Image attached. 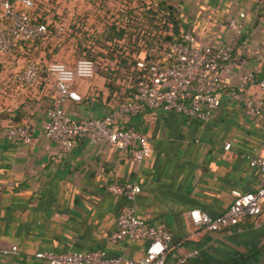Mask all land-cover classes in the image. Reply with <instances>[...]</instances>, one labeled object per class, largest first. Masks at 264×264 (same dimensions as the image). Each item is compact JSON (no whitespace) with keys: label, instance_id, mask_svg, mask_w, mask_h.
<instances>
[{"label":"crops","instance_id":"1","mask_svg":"<svg viewBox=\"0 0 264 264\" xmlns=\"http://www.w3.org/2000/svg\"><path fill=\"white\" fill-rule=\"evenodd\" d=\"M33 1L43 15L53 16L51 8L62 6L60 0ZM186 1L194 7L189 18L181 10ZM176 2L183 25L201 44H230L232 32L224 24L238 13L243 14L244 29L232 47L230 63L220 71L228 88L209 119L199 122L145 110L117 121L146 134L149 156L140 164L127 151L84 140L59 156L54 144L43 137L42 126L54 95L52 79L40 70L36 83L24 89L16 76L30 59L41 68L47 60L72 64L71 48L60 55L48 36L37 44L18 45L0 57V126L27 124L32 135L28 143L0 140V264H46L35 253L93 249L138 259L143 241L107 242L125 200L110 195L106 187L125 182L140 188L133 200L137 218L164 224L170 235L164 264L264 262V204L258 216L245 219L229 232L195 230L187 218L191 209L218 215L229 206L231 189L251 191L256 184L257 170L248 166L244 156L264 154V114L245 116L229 99L228 91L236 88L244 72L260 77L264 69V58H254L264 44V0ZM104 83L97 71L89 80L75 81L70 87L81 101L65 102L63 111L73 120L103 116L123 93L109 94ZM247 94L259 95L253 86ZM227 143L230 146L225 150ZM193 250L197 251L195 258L177 263V258Z\"/></svg>","mask_w":264,"mask_h":264},{"label":"built area","instance_id":"2","mask_svg":"<svg viewBox=\"0 0 264 264\" xmlns=\"http://www.w3.org/2000/svg\"><path fill=\"white\" fill-rule=\"evenodd\" d=\"M60 1L74 5L70 13L73 20L79 18L78 13L74 11L76 5L81 8L85 3V6L91 8L101 2ZM115 1L102 0L106 4L104 3L105 7L100 10L99 18L107 20L106 16L109 15L105 11L110 9L107 4ZM134 2L135 0H132L135 6ZM132 6L123 0L112 15L115 16L120 8ZM42 11L33 0H0V57L9 55L17 44H34L45 39L47 25L52 16L43 15ZM242 18L243 14L238 13L236 19L229 18L225 21L224 26L232 32L233 37L230 44L218 46L199 43L190 29L182 23L178 40L169 44L159 57L155 55L145 60L143 52L138 55L135 68L145 73L140 76L131 98L115 105L97 118L73 120L62 108L67 101H81V96L70 85L94 76L96 67L93 61L85 57H75L72 64L47 62L43 72L47 79H52L54 95L52 106L46 111V121L42 126L43 137L54 144L59 156L67 154L76 141L84 140L92 144H110L119 151H127L135 163L144 162L149 156L146 134L120 125L117 121L130 119L145 110L175 113L199 122L209 119L220 105L222 92L228 88L220 76V71L231 61L232 47L244 29ZM55 28L59 35L61 28ZM254 58L257 61L264 58V44L259 47ZM101 63V67L106 64L104 61ZM39 68L37 62L28 60L16 76L18 85L24 89L31 88L36 83ZM251 86L256 89L258 96L247 94ZM228 97L240 106L247 117L264 114V69L260 77H256L252 71L241 74L236 88L228 91ZM31 137V128L27 124L0 126V140L28 143ZM229 146L227 143L223 148L227 150ZM244 158L250 168L257 170L254 188L245 192L231 189V202L226 210L218 215L210 216L198 209L189 210L188 222L195 230L229 232L230 228L236 227L245 219L260 214L264 204V154L245 155ZM106 191L125 200V205L115 218L114 229L107 237V242L117 245L143 241V253L138 259L108 256L100 249L84 253L37 252L35 257L44 260L46 264H164L170 235L164 224H149L135 215L133 200L140 188L133 182L111 183L106 187ZM196 256L197 251L193 250L181 255L176 261L184 263Z\"/></svg>","mask_w":264,"mask_h":264},{"label":"trees","instance_id":"3","mask_svg":"<svg viewBox=\"0 0 264 264\" xmlns=\"http://www.w3.org/2000/svg\"><path fill=\"white\" fill-rule=\"evenodd\" d=\"M126 1L133 6L120 8L115 16L104 21L98 17L99 22L93 26L92 33L84 26H72L70 35L75 39L72 40V52L93 61L97 73L105 80L107 92L123 91L115 105L131 98L140 76L145 73L135 68L138 55L143 52L145 60L155 55L159 57L169 44L178 40L182 24L174 0H135V6L132 0ZM57 19L56 15L52 16L45 38L56 30ZM57 36L56 47H59L60 35ZM101 61L106 62L103 67ZM44 65L39 71H43Z\"/></svg>","mask_w":264,"mask_h":264},{"label":"rangeland","instance_id":"4","mask_svg":"<svg viewBox=\"0 0 264 264\" xmlns=\"http://www.w3.org/2000/svg\"><path fill=\"white\" fill-rule=\"evenodd\" d=\"M102 1V0H101ZM177 0L173 1V4L176 6V2ZM105 2H100L99 5L96 6H92L91 8L85 9V3H83V5L81 6V8H79L78 10V19H72L70 17V12L72 11L71 8L74 5L71 4H66V3H62V6H53V10L49 11V13H52L54 15H56L58 17L57 19V26L61 28V32H60V42H59V47L55 48L58 49V53H60V55H65L66 51L68 49L71 48L73 41L75 39L70 38L71 35V31H73L72 26L75 27H79V26H84L85 29L89 30V32L92 33V28L93 26L97 25V23L99 22V18L100 17V10L103 9L105 7ZM121 1L120 0H116L114 3L112 4H107L108 7H110V9L106 10L105 13L109 16L106 17H111L112 13H115V9H117V7L120 5ZM181 10L182 13L184 15L185 18H189V15L192 14L194 7L191 5V3L189 1L183 2L182 6H181ZM90 34V33H89ZM55 37L57 36V30L54 31V33L50 32L49 33V43H53L54 41L56 42L57 39ZM53 40V42L51 41ZM72 50V48H71ZM74 58L78 57L79 55H74L73 52H71V54ZM50 60H47L46 62H49Z\"/></svg>","mask_w":264,"mask_h":264}]
</instances>
